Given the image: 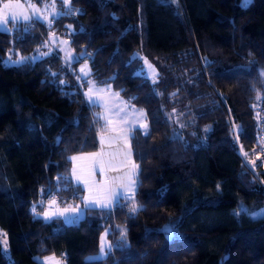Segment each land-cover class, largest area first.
Returning <instances> with one entry per match:
<instances>
[{"label":"trees","instance_id":"obj_1","mask_svg":"<svg viewBox=\"0 0 264 264\" xmlns=\"http://www.w3.org/2000/svg\"><path fill=\"white\" fill-rule=\"evenodd\" d=\"M11 25L0 30V264H264V214H230L264 207V0H68L50 25ZM50 31L78 59L48 51ZM90 82L145 115L134 194L73 222L45 219L51 198L83 202L70 169L99 147ZM105 231L112 248L96 256Z\"/></svg>","mask_w":264,"mask_h":264},{"label":"crops","instance_id":"obj_2","mask_svg":"<svg viewBox=\"0 0 264 264\" xmlns=\"http://www.w3.org/2000/svg\"><path fill=\"white\" fill-rule=\"evenodd\" d=\"M60 55L62 57V54ZM62 60L66 65H69L73 62L70 60H64L63 57ZM82 68L84 69L83 72L81 71ZM76 70L77 72L80 73V77H86L89 74L88 67L83 63H80L77 66ZM89 88H93V93H94L93 100L96 102L95 103L90 102L88 100V97L85 95L86 100L88 104L98 107V111H96L95 114L96 116H98V118L102 123V131L98 134L99 147L96 151L81 152L74 154L72 157L87 158L89 154L99 152L101 151L102 148L105 153L114 154L115 158L112 160V164L115 167L119 168V171H111L106 168L105 172L101 173L99 169H97L95 172L94 179L97 184L103 185L105 180L110 179L111 177H123L122 181L117 180L110 184V187L113 188L117 193L123 192V196L113 198V203L119 201L122 198L129 199V197L133 196L135 190V184L132 185L129 183V176H131V178L135 181V175L137 169L135 170V174H133V169L131 167V164H129L127 167L122 166L121 161L124 159L123 153L128 151V147L124 143V140L120 136H118L117 131H114L113 129H118V128L127 129L128 143L131 145V160L134 161L135 164L137 165L139 159L144 154L143 138H142V131L144 130V127H141V125L146 123L145 115L141 109H138L137 107L131 105L130 103L125 101L120 95L118 96L115 95L117 94V92L105 85H99L96 84L95 82H90L84 89V94L88 93ZM100 88L105 89V91L102 93L97 92V89ZM141 112L143 113V115H141ZM105 117L107 119H105ZM108 120L115 121L116 123L109 124L107 122ZM129 125H132L133 127L129 128ZM101 136H103L105 141L103 145H101ZM84 162L85 161L82 160L71 159L70 176L75 184L77 183L75 179L72 177V171L73 169H77V171H79L80 166ZM121 184H123L122 188L120 186ZM82 188L84 189L83 198H87L89 196V192L83 186ZM53 199L55 198H51L46 203L43 212L39 214V216L44 218V213L46 212L57 209L63 211L66 208L71 209L79 206L78 212L76 213L69 211L68 213L65 214V216L54 217V218H61L63 221L65 219H71L68 220L67 223H69V221L73 222L74 220H77L81 214V211L84 209V202H85L84 199L82 204L76 206H60L58 205L56 199H55L56 204L52 205L51 202ZM96 208L108 209V208H100L98 206ZM69 215L70 217H68Z\"/></svg>","mask_w":264,"mask_h":264},{"label":"snow or ice","instance_id":"obj_3","mask_svg":"<svg viewBox=\"0 0 264 264\" xmlns=\"http://www.w3.org/2000/svg\"><path fill=\"white\" fill-rule=\"evenodd\" d=\"M67 2V0H65ZM24 8V5L16 2L13 3V0H8L7 3H3V6L0 7V28H7L9 23H19L20 20L17 19L19 16L20 19L24 22H30L33 18L32 16H29L28 14H25L23 12H16L15 9H22ZM33 13L36 18L39 17V10L36 9L33 6ZM54 15H58V13H54ZM81 71L83 72L84 69L82 68ZM87 74V73H85ZM105 89L100 88L97 89V92L102 93ZM88 97V100L92 103H95L96 101L93 100V88H89L88 93L85 94ZM115 95H119L118 93ZM118 114V113H117ZM141 115L143 113L141 112ZM105 119H107L105 117ZM109 124L116 123L115 121L108 120ZM133 127L132 125H129V128ZM141 127L147 128V124H142ZM114 131H117L118 136H120L124 143L128 147V151L123 153L124 159L121 161L122 166L127 167L129 164H131V167L133 169V174H135V170L138 169V165L135 164L134 161L131 160V145L128 143V136H127V129L125 128H118L113 129ZM147 135V133H145ZM104 138L101 136V145L104 144ZM114 154L112 153H105L103 151V148L99 152L91 153L87 158L85 157H72V160H82L85 161L79 168V171L77 169H73L72 171V177L75 179L77 185H82L87 191L89 192V196L84 199V208H96L97 206L100 208H110L113 204V198L123 196V192L117 193L113 188L110 187V184L114 181L123 180V177H111L110 179L105 180L103 185H99L96 183L94 176L97 169L101 173L105 172L106 168L111 171H119V168L115 167L112 164V160L114 159ZM129 183L134 185L135 181L129 176ZM121 188L123 187V184L120 185ZM132 197H129L131 199ZM52 205L56 204L55 199L52 200ZM79 206L76 208L71 209H64L63 211L60 210H53L44 213L45 219H52L57 216H65V214L69 211L76 213L78 212ZM138 208L133 207L132 211H137ZM35 211V209H33ZM166 230L171 233L172 229L169 226H166ZM105 248L108 250H111L112 245L111 244H105L104 240L102 239L101 242V252L104 253ZM51 261L53 264H61L60 260H57L54 256L47 258L45 264H48V262Z\"/></svg>","mask_w":264,"mask_h":264},{"label":"rangeland","instance_id":"obj_4","mask_svg":"<svg viewBox=\"0 0 264 264\" xmlns=\"http://www.w3.org/2000/svg\"><path fill=\"white\" fill-rule=\"evenodd\" d=\"M39 1L40 2H37L36 0H13V3L19 2V3L24 5V8L15 9L14 11H16L18 13L23 12L25 14H28L29 16H32L33 17L32 19H39V20L43 21L44 23H46L47 25H50L52 19L57 17L63 11H65L66 6L68 4V0H67V2H65V0H63L64 4L62 6L58 5L55 0H39ZM7 2H8V0L1 2L0 7L3 6V3H7ZM33 6L39 10V17L40 18L35 17V15L33 13ZM54 13H58V15H54ZM17 19L21 20L19 16L17 17ZM11 24L12 23L10 22L9 25L7 26V28H0V30H10L12 27ZM46 46L48 47V51L56 50L57 52L62 54V57L64 60L74 61L79 57L75 53V51L73 50V48L69 42V39L67 37H65L64 35H61L59 33L49 32L47 35ZM41 56H42V54H39V53L30 55L31 59H37ZM69 58H72V59H69ZM5 63L8 64V63H10V61L6 59ZM139 72H141L144 76H146L151 81H154L156 79V76L158 73V68H157L156 64H154L150 59H147L146 57H144L142 60V66L140 67ZM230 214L233 217V219L235 220V222L240 224V223L247 222L253 218H256V217L264 214V207L259 208L255 211H248L245 208L231 209ZM68 217H70V215ZM68 220H71V219H65L64 221L67 223ZM102 239L104 240L105 244H109V239L106 235V231L100 237V249H99L98 253L96 254V256H102L108 250L107 248H105L104 253L101 252ZM0 242H1L2 249H3L4 253H6V255H8L7 235L1 229H0ZM53 256L57 260H60L61 264H65L64 260L61 257L53 255V254L40 258V261L42 264H45L47 258H50ZM48 264H53V262L49 261Z\"/></svg>","mask_w":264,"mask_h":264},{"label":"built area","instance_id":"obj_5","mask_svg":"<svg viewBox=\"0 0 264 264\" xmlns=\"http://www.w3.org/2000/svg\"><path fill=\"white\" fill-rule=\"evenodd\" d=\"M259 114H260L259 120L261 121V120H263V116H264V110L261 107L259 109ZM257 135H258V138L260 139V142H261V144L259 146L260 156H261L262 160L264 161V141H263L261 133H258ZM114 204L115 203L112 204L111 209L114 207Z\"/></svg>","mask_w":264,"mask_h":264}]
</instances>
